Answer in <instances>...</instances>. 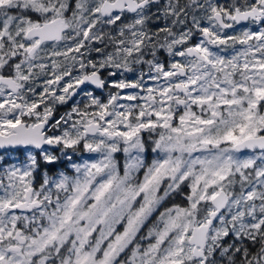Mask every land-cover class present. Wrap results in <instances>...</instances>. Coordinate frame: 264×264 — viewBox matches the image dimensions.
<instances>
[{"label":"snow or ice","instance_id":"1","mask_svg":"<svg viewBox=\"0 0 264 264\" xmlns=\"http://www.w3.org/2000/svg\"><path fill=\"white\" fill-rule=\"evenodd\" d=\"M0 264H264V0H0Z\"/></svg>","mask_w":264,"mask_h":264},{"label":"flooded vegetation","instance_id":"2","mask_svg":"<svg viewBox=\"0 0 264 264\" xmlns=\"http://www.w3.org/2000/svg\"><path fill=\"white\" fill-rule=\"evenodd\" d=\"M67 106H61L59 109H62V111H64L66 109Z\"/></svg>","mask_w":264,"mask_h":264},{"label":"rangeland","instance_id":"3","mask_svg":"<svg viewBox=\"0 0 264 264\" xmlns=\"http://www.w3.org/2000/svg\"><path fill=\"white\" fill-rule=\"evenodd\" d=\"M58 111L60 112V113H62L63 111H62V109H58Z\"/></svg>","mask_w":264,"mask_h":264}]
</instances>
